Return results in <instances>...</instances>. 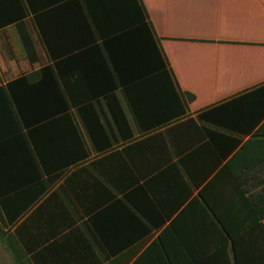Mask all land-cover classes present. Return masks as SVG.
<instances>
[{"label":"crops","instance_id":"1","mask_svg":"<svg viewBox=\"0 0 264 264\" xmlns=\"http://www.w3.org/2000/svg\"><path fill=\"white\" fill-rule=\"evenodd\" d=\"M67 2L40 6L47 0H33V10L27 0H0V86L52 63L50 50L60 51L65 41L59 39L70 35L71 28L60 25L79 8ZM142 2L165 68L128 84L129 95L116 90L130 126H114L104 150L80 125L78 134L61 128V158L30 155L34 177L5 194L17 198V213L24 210L13 223L0 210L6 233L0 241L7 249L0 263L237 264L233 231L240 263L264 264V121L219 161L206 132L214 127L198 118L264 85V0ZM24 37L32 40L34 62ZM131 101L143 112L155 109L164 122L141 130ZM72 141L78 144L73 156L64 152ZM202 189L212 212L197 201L192 205ZM182 213L185 240L168 238L169 253L160 246L147 253Z\"/></svg>","mask_w":264,"mask_h":264},{"label":"trees","instance_id":"2","mask_svg":"<svg viewBox=\"0 0 264 264\" xmlns=\"http://www.w3.org/2000/svg\"><path fill=\"white\" fill-rule=\"evenodd\" d=\"M69 1L66 4L75 2L79 8L67 16L69 23L60 25L69 26L70 35L59 39L65 41L60 51L50 50L52 63L0 86V210L3 208L8 223H13L24 209L17 213V198L14 194L5 198V194L34 177L30 155L39 161L61 158L64 149L59 141L64 136L61 128L68 127L69 133L78 134L80 125L95 147L104 150L106 143L111 144L114 126L119 130L130 126L121 102L115 96L116 90L129 95L132 87L127 88L128 84L166 66L154 39L153 27L146 21L148 12L142 0L143 9L138 7L137 0H120L119 3L117 0ZM27 2L35 10L33 0ZM61 2L63 0H47L40 6H60ZM117 3L123 8L120 9ZM79 31L83 35L76 41ZM22 41L31 62L37 60L32 40L24 37ZM75 49L82 51L75 54ZM187 95L191 100L195 98L190 92ZM130 103L141 130L156 128L164 122V116L155 109L143 112L139 104ZM198 118L214 127H207L206 132L218 152L219 161H225L241 145L243 137L253 134L264 121V85L206 109L198 114ZM77 145L72 141L64 150L65 154L73 156ZM80 145H84L81 139ZM26 191L30 194L31 189ZM195 201L212 212L203 189L199 197L192 200V205ZM183 215L163 229L147 253H152L158 246L169 253L165 244L168 238L185 240V233L179 226ZM213 215L222 229H228L216 213ZM230 234L231 252L236 263L241 264L237 258V235L233 231ZM5 235L0 227V238L5 239Z\"/></svg>","mask_w":264,"mask_h":264},{"label":"rangeland","instance_id":"3","mask_svg":"<svg viewBox=\"0 0 264 264\" xmlns=\"http://www.w3.org/2000/svg\"><path fill=\"white\" fill-rule=\"evenodd\" d=\"M0 249H1V251H2V253L0 252V260H2V257L4 256L3 254H7L6 252V247L4 246V244L3 243H1V241H0ZM2 254V255H1ZM0 264H14V262H13V260L12 259H8V261H7V259L5 260V261H3L2 263H0Z\"/></svg>","mask_w":264,"mask_h":264}]
</instances>
